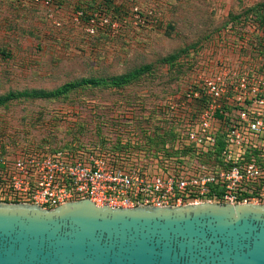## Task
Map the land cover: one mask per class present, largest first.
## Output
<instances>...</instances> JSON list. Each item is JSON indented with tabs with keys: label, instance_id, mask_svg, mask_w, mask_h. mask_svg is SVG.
Instances as JSON below:
<instances>
[{
	"label": "rangeland",
	"instance_id": "obj_1",
	"mask_svg": "<svg viewBox=\"0 0 264 264\" xmlns=\"http://www.w3.org/2000/svg\"><path fill=\"white\" fill-rule=\"evenodd\" d=\"M135 4L158 22L136 24ZM80 7L106 9L120 25L90 33L73 22ZM245 18H264V0H57L50 8L0 0V131L14 143L68 149L127 140L126 129L144 121L126 119L159 116L194 67H262L261 46L239 37L249 26L234 21Z\"/></svg>",
	"mask_w": 264,
	"mask_h": 264
},
{
	"label": "built area",
	"instance_id": "obj_2",
	"mask_svg": "<svg viewBox=\"0 0 264 264\" xmlns=\"http://www.w3.org/2000/svg\"><path fill=\"white\" fill-rule=\"evenodd\" d=\"M29 1L48 8L57 2ZM131 14L138 25L158 22L153 9L138 4ZM73 22L84 23L90 33L98 26L115 30L120 25L102 8L80 7ZM234 22L249 26L239 37L255 42L257 49L258 23L251 18ZM211 63L194 67L186 85L161 101L164 119L158 133L142 115L126 119L144 121L142 129L127 128L128 139L115 143L105 137L106 146L14 143L0 131V201L43 208L83 198L117 207L264 203V64L244 71L225 60ZM171 125L176 130L166 133L164 126ZM145 128L155 142L144 136Z\"/></svg>",
	"mask_w": 264,
	"mask_h": 264
},
{
	"label": "water",
	"instance_id": "obj_3",
	"mask_svg": "<svg viewBox=\"0 0 264 264\" xmlns=\"http://www.w3.org/2000/svg\"><path fill=\"white\" fill-rule=\"evenodd\" d=\"M0 264H264V203L0 201Z\"/></svg>",
	"mask_w": 264,
	"mask_h": 264
},
{
	"label": "trees",
	"instance_id": "obj_4",
	"mask_svg": "<svg viewBox=\"0 0 264 264\" xmlns=\"http://www.w3.org/2000/svg\"><path fill=\"white\" fill-rule=\"evenodd\" d=\"M20 2H23V1H20ZM86 10H88V9H86ZM235 19H237V18H235ZM245 19H248V18H245ZM251 19H253V18H251ZM253 20H255V22L258 23V27L260 29V36L258 39V45L261 46V53L264 55V18H254ZM70 86H72V85H70V84L66 85L64 88H70ZM62 91H64V90H62ZM42 95H47V94L43 92ZM142 116L145 118V120L147 122H149L151 124V127H153L154 132L158 133L157 131L161 128V125L159 124V122H160V120L164 119L163 116H161V114H160L159 116H157L155 118L153 115H150L148 113H145ZM164 128L166 130V133L176 130L175 125H173V126L171 125L170 127H167V128L164 126ZM147 131H148L147 128L143 129L144 136L148 137L150 141L155 142V138L150 137V135H148ZM102 139H104V138L102 137ZM163 140H164V136H163ZM91 142H93V141H91ZM61 148H64V147L62 146Z\"/></svg>",
	"mask_w": 264,
	"mask_h": 264
}]
</instances>
